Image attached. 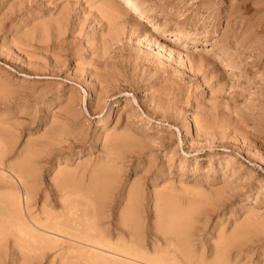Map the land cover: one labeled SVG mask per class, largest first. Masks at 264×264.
I'll use <instances>...</instances> for the list:
<instances>
[{"label":"rangeland","instance_id":"374dc122","mask_svg":"<svg viewBox=\"0 0 264 264\" xmlns=\"http://www.w3.org/2000/svg\"><path fill=\"white\" fill-rule=\"evenodd\" d=\"M10 1L0 0V140L6 146L3 160H16L23 156L21 154L28 156L31 152L33 156L30 153L28 158L34 169H37L35 179L38 188H43L51 184L56 157L62 159L59 155L67 150V145H72L76 153L70 154L71 159L66 163L70 165L81 161L92 164L110 148L112 155L118 153L117 165L114 167L109 163L110 172L100 171L101 175L106 174L101 179L110 176L116 188L114 191H121L120 197L128 189L129 183L135 185L136 182L145 227L151 226L153 229L154 226L152 200L165 201L170 198L182 206L199 205L198 208L194 207L196 213L190 232L194 253L201 254L203 259H210L214 250L220 248L221 241L235 238L232 235L237 230L234 235H239L240 239L223 250V258L228 264H264V163L255 159L258 155L264 157V125L258 128L249 122L245 124L250 151L240 138L234 142L231 139L233 133H227L228 129H225L227 134L224 136L217 132L203 136L199 132L200 128L208 124L202 118L210 111L213 110L214 115L224 112L220 111L223 108L218 106L220 102L239 97L235 90L253 98L257 97L256 88H262L263 92L264 0H138L154 23L165 25L171 31L181 30L199 35L207 30L211 44L192 47L171 40L169 34L153 33L149 36L146 21L138 20V15H132L129 11L127 18L133 16V19H137V29L130 34L125 31L116 36L119 41L112 45L115 48L112 52L116 55L112 57L114 59L108 58V61L114 62V66L117 63L118 73L121 68L123 71L121 75L117 73L119 78L116 79L113 78L116 69L107 67L105 73L110 79L101 87L96 81H91L83 67L79 71L75 70L78 57L95 58L93 50L100 45L99 33L105 30V20L100 17L92 0H23L28 6H8ZM117 1L123 3V0ZM60 13H64L65 17L59 35L64 44V48H61L65 51L59 50L60 61L55 64L48 52L35 46L29 47L28 42H36L38 21ZM237 28L243 30L238 36L244 40L243 47L232 40ZM50 30L49 36L53 37L55 31ZM150 37L151 42L155 40L153 45L146 44ZM23 39L26 41L22 42ZM172 43L175 46L169 51ZM237 52L243 61L231 69L224 58ZM260 97L262 99L264 95ZM65 113L70 118L62 126L65 128L64 134L58 137L57 133L52 132L53 125L57 123V116ZM199 115L203 117L200 116V119ZM220 124L223 128V124ZM113 130L117 133L118 130L122 131L125 137L114 134L111 132ZM123 130L129 134H124ZM116 135L117 138H124V141L119 139L116 143V149L120 152L109 144ZM61 139L60 143L54 142ZM257 152L258 155L254 157L252 153ZM103 165L101 170L107 167L106 163ZM114 168L117 173L112 172ZM115 175L119 177L113 178ZM181 175L183 178H180ZM182 183L188 185V189L190 185L193 189L198 184L197 187L204 194L196 187L192 192H197H191L194 196L189 194L186 187L179 191ZM163 185H168L171 190L164 191ZM214 189H217L216 192ZM118 202L120 209L122 202ZM204 203L206 205L203 206ZM246 213L251 214L247 216ZM244 217H248L245 219L248 225ZM1 260L5 261L3 264H12L7 254ZM17 262L20 264L19 260L13 264Z\"/></svg>","mask_w":264,"mask_h":264},{"label":"bare ground","instance_id":"6f19581e","mask_svg":"<svg viewBox=\"0 0 264 264\" xmlns=\"http://www.w3.org/2000/svg\"><path fill=\"white\" fill-rule=\"evenodd\" d=\"M92 1L95 4V7L98 9L100 17L102 16L103 19L105 20V30L102 31V33H99L101 34V37H100L101 39L99 42L100 45L98 47H95L93 50L95 53V58H92V56L90 58L89 56L88 58H85V56L83 55L78 57L79 60L77 59L78 62L75 65L76 67L75 70L79 71V69L83 67L84 71H86L85 73L87 74V76L90 77L91 81L92 80L94 82L96 81L95 83H97L99 87L109 82L108 80L110 78H107V75L105 73V69L107 67H109V69L113 67L115 69L116 68L118 69V67H116L117 63L114 66L113 61H108L109 60L108 58H112L113 56L116 55V54L114 55V52H112L114 51L113 49H115L113 48L112 45L116 44L117 41H119V39L116 36H120V34L121 33L123 34V32L125 31L127 33L129 32L130 34L135 29H137V19H133V16H131L132 18H129V19L127 18L129 11L130 13H132V15L137 14L138 20L146 21V24L148 25L147 33H149V36H152L153 33L169 34L171 37V40L175 42H181V43L183 42V45L192 46V47L196 45L211 44L210 39L207 35L208 31L206 29H205L206 33L199 35L197 33L192 34V33H187L181 30L171 31L168 28H166L165 25L163 26L162 24L159 25V24L154 23V21H152L153 19L151 18V15L141 8L140 4L138 3V0L137 1L136 0H123V3H119L117 0H92ZM7 4L8 6H28L23 0H11L10 3H7ZM124 5L130 6V8H126ZM63 14L64 13H60L57 16L53 15L54 17L49 16V18L47 17V19L44 18L38 21V23L36 24L37 26V29H36L37 38H35L36 42L34 44H32V42L31 43L28 42L29 47L35 46V48L37 49H43L44 51H46V53L48 52V54H50V56L54 59L55 64L60 61L59 58L61 57L60 55L61 53H59V50L64 48L62 47L63 43L59 38V35L61 33L60 26L63 20H65V17ZM126 19L128 20L131 19V20L128 21ZM50 29H54L55 31L53 33V37L49 36V31H51ZM242 33H243L242 28L235 30L232 34V38H233L232 40H233V43L243 47L244 45L242 43H244V40H242L241 38H238V36L241 35ZM26 39L28 40V38ZM26 39H23L22 42L26 41ZM151 41L152 40L150 37L148 40H146V44L153 45V43H155V40L153 42ZM253 43H250V44H253ZM158 46H161V45H158ZM173 46H175L174 43H172V46L169 47V51L170 49L173 48ZM26 47L27 46H25V48ZM20 51H23V50H20ZM37 51L35 53H37ZM33 52L34 51H32V53ZM238 52L234 53L233 55L228 54L229 56L224 58V60L227 61V63L226 62L224 63L230 65L229 68L231 69H234L233 66L236 63H238L239 65L243 61L240 57L241 54ZM251 52H253V50ZM177 53L179 54L178 50H177ZM28 56H31V55H28ZM134 61L136 60L134 59ZM254 66L255 65H253V67ZM246 68L249 69L248 65ZM117 69H116V72L113 70L115 72L113 73L114 74L113 78H116V79L119 78L118 74L121 75V71H123L121 68V71L119 69L118 70L119 73H118ZM256 72L257 71H255V75H256ZM261 74L263 73H260V75ZM253 76H254V73L253 75H251V78ZM131 77H132V74H131ZM138 78L140 77L138 76ZM261 83L264 84V82H261ZM244 91H245V87H244ZM255 91H256L255 93L257 97L253 98V97H250V95L246 96L245 93H242L239 91L236 92L235 90V93H238L237 94L239 96L238 98L230 97L227 100L222 99L224 100L223 101L224 103L222 102L219 103L220 105L218 106L223 107L222 110L220 111H224L222 112L221 115L219 114L214 115L212 112L213 110L210 111L207 116L204 115L206 117L199 115V117L201 116L203 117L202 119H205V122L206 121L208 122V124H205L203 126V129L200 128L199 132H201V135L210 136L212 135L213 132H217L218 135L224 136L227 133H233V136L231 137V139L234 142L235 141L238 142V138H240L241 139L240 141L242 143H245L243 145H245L247 150L250 151L251 147L249 143L246 142L249 136L246 137L245 132L247 131L244 130L245 124L249 122L257 126L258 128L264 125V98L262 97L261 99L260 97L264 95V88H263L262 93H261L262 88L261 89L256 88ZM259 97L260 99H258ZM230 99H231V102H230ZM97 101H98V97L96 99V102ZM158 102H159V99H158ZM69 118H70V115L66 113L63 115L59 114L56 118L57 123L54 122L56 125L54 124L53 125L54 128L53 127H52L53 129L51 128L52 132H54L53 134L57 133L56 135L58 137L61 136V134L63 133V130H65V128L63 129L62 126L64 124L66 125ZM200 119L199 121H202ZM194 121L196 120L194 119ZM197 122H198V119H197ZM198 123L200 125V122ZM220 123L223 124V128L222 126H220L221 125ZM203 124L204 123H202V125ZM225 129H228L229 131L225 133L226 131ZM125 131L123 130V133ZM111 132H114V134L117 133L114 130ZM118 132L120 133V134L117 133L118 136L122 134V131L118 130ZM53 134L51 133V135ZM110 134H113V133H110ZM128 134L129 132L126 135ZM56 135L55 136L53 135V137L56 138ZM106 136H107V133H106ZM118 136L116 135V137L114 138L112 137L113 139L111 138V140L109 138L110 140L109 144H111V147L113 146L115 150H118V148L116 149V143H118L117 140L119 141L120 139L121 141L122 139L120 137L117 138ZM123 136L125 137V135ZM129 136H131V134ZM48 137L49 136H47V138ZM128 138L126 137V139ZM123 139L122 141H124ZM54 142L60 143L62 142V139L61 141L58 140ZM112 142L114 145L112 144ZM125 142H123V144ZM119 144H121V142ZM117 146H120V145L117 144ZM123 146H125V144ZM5 147H6L5 144H3L2 140H0V264H3V262H5L4 260L3 261L1 260L2 256H5V254L9 256L10 261H12V264L13 262L15 263L16 260L17 261L19 260L20 264H40L41 262L42 264H53V263L55 264H228L226 259L223 258L222 256L223 254L221 253H223V250L225 251L226 248L229 247L230 244H232L233 242L235 243L239 241L238 239H240L239 235H236V236L234 235L235 233H237V230L234 231L235 232L234 234L230 232L231 230H229L230 234H233L232 237H235V238H231V239L229 238L226 240L223 237L224 240L223 241L220 240L221 246H219L220 248H218L219 251L215 249L214 251L216 254L213 252L212 254L213 256L210 259H203L201 254L197 255V253L193 252L192 243L190 241V232H191V228L193 227L192 222L194 220V214L196 213L194 207L198 208L199 205L196 204L197 206L191 207L189 205L186 206L185 204L184 206H182L179 202H177V200H172L170 198H167L165 201L164 199L158 200V201H156L155 199L151 201L152 203L154 202V205H152L151 203V205L154 207V217H153L154 226H153V229L150 228L151 226L148 228L145 227V222H144L145 220L143 219V216L140 213L141 207H139L140 205L139 189L137 188V186H135L136 185L135 181L137 179L133 180V182H135V185H133L134 183L132 182L129 183L128 189L125 190V193H121V195L123 194V196L121 197H120V192H121L120 190H117L116 192L114 191L116 190V188H114V183L111 180L110 176L109 177L107 176L105 180L101 179L102 177L106 176V174L101 175V172L103 170H107L108 172H110V170H108V164L110 163V165L114 167L116 164V160H117L116 156L118 153L117 154L113 153V155H115V157L113 158V155L111 154V149L109 147H108L109 148L108 152L110 153L105 152L103 155H100L101 157L97 161H94L95 163L93 162L92 164H89L90 162L88 163L87 161L86 162L81 161L82 163L76 162V164L70 165V164H66L71 159L70 154L74 155L76 153L75 151H73L72 145L71 146L67 145L66 147L67 150L61 155H59L60 157H62V159L58 160L57 158L59 157H56L54 167H53L54 172L51 176V184L49 185V187H43V188H38L39 185L37 184V181L35 179V174H36L35 171L37 169L36 168L34 169L32 162H30L28 158L31 152L28 154V156H26L27 154L25 155L21 154L23 156H20L19 158L17 157L16 160L13 159L12 161L11 160L6 161V160H3V156L5 154ZM65 153L69 154V157ZM252 155L256 157L255 155H258V152L254 154L252 153ZM30 156H33L32 153L30 154ZM249 159H251V157ZM255 159H257V161L261 160V162L263 161L264 163V157L262 156L258 155V158L256 157ZM102 163L103 164L106 163L107 165L105 166L107 167L102 168L101 170V166L103 165ZM98 168H100V170ZM107 171H104V172H107ZM113 171L117 173L116 169L115 170L112 169V172ZM115 177L117 176L115 175L113 178ZM180 178H183V175H181ZM163 184L166 185V183H163ZM168 185L164 187V191L171 190L169 189L170 187H168ZM197 185L194 186L193 189H195V187L199 189ZM187 186L183 184L181 188L179 187V191L183 190L182 188L186 187V189L188 190L190 194L193 189L190 188L191 187L190 185L189 186V189L191 190L190 191ZM159 189H161V185ZM162 190L163 188L161 189V193H162ZM199 190L198 192L200 194L201 190L200 191ZM216 190L217 189H214L213 191L216 192ZM157 192L159 191L157 190ZM183 192L186 193L187 195L186 191H183ZM193 192L196 193L197 191H193ZM192 193H191V196H194L195 194L193 195ZM220 193L221 192L219 191V194ZM154 194L156 195V193ZM202 194H204V192H202ZM217 194L218 193L215 194L216 197L218 196ZM174 196H175V193H174ZM191 196L189 195V197ZM158 198H161V197L158 196ZM184 199H187V198L184 196ZM118 201L122 202V206H120V209L118 208L120 204ZM204 205L206 204L204 203L203 206ZM115 207H116V210H115ZM253 213H255V211ZM248 214L250 215L251 213H248ZM246 218L244 217V222ZM246 224L248 225V222ZM240 230H238V232H240ZM230 234H229V237H231ZM239 234L241 237L242 234L241 233ZM243 239L241 240L243 241ZM7 250H9L8 253H7ZM216 250L218 251V253Z\"/></svg>","mask_w":264,"mask_h":264}]
</instances>
